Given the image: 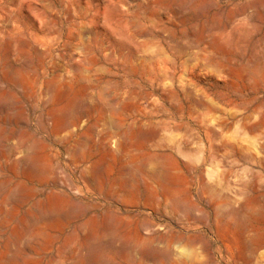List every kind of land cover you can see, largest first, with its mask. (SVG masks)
<instances>
[{"label": "rangeland", "instance_id": "rangeland-1", "mask_svg": "<svg viewBox=\"0 0 264 264\" xmlns=\"http://www.w3.org/2000/svg\"><path fill=\"white\" fill-rule=\"evenodd\" d=\"M0 264H264V0H0Z\"/></svg>", "mask_w": 264, "mask_h": 264}, {"label": "bare ground", "instance_id": "bare-ground-1", "mask_svg": "<svg viewBox=\"0 0 264 264\" xmlns=\"http://www.w3.org/2000/svg\"><path fill=\"white\" fill-rule=\"evenodd\" d=\"M63 113V112H62ZM66 114H67V112H66Z\"/></svg>", "mask_w": 264, "mask_h": 264}]
</instances>
